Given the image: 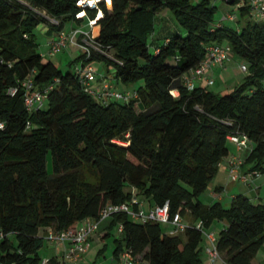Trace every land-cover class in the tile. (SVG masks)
Wrapping results in <instances>:
<instances>
[{
	"label": "trees",
	"instance_id": "trees-1",
	"mask_svg": "<svg viewBox=\"0 0 264 264\" xmlns=\"http://www.w3.org/2000/svg\"><path fill=\"white\" fill-rule=\"evenodd\" d=\"M79 1L0 0V264H64L40 256L42 229L76 228L98 220L107 206L140 196L156 207L168 203L171 217L190 214L203 229L225 221L217 241L225 264H256L264 245V204L240 194L229 208L208 206L200 196L229 156L230 136H246L252 149L244 165L264 170V20L250 6L237 7L241 0H224L239 11L230 22L240 27L215 20L214 0H100L77 19L84 9ZM165 8L185 32L151 52L154 18ZM99 12L92 35L100 50L74 63H101L123 85H137L116 90L130 94L127 101L90 95L76 66L64 73L45 60L36 41L35 29L47 19L53 20L49 33L57 34L96 20ZM224 43L247 66L245 80L225 93L196 81L189 88L185 79L206 59L207 47ZM27 80L46 91L44 105L32 113L21 87ZM97 80L106 77L96 72V87ZM133 209L139 211V202ZM108 220L106 237L122 227L118 257L129 252L147 264H203L197 224L172 235L164 224L126 213Z\"/></svg>",
	"mask_w": 264,
	"mask_h": 264
},
{
	"label": "built area",
	"instance_id": "built-area-1",
	"mask_svg": "<svg viewBox=\"0 0 264 264\" xmlns=\"http://www.w3.org/2000/svg\"><path fill=\"white\" fill-rule=\"evenodd\" d=\"M99 1V0H98ZM97 2L93 5L91 2L86 0H80L79 5L84 9L82 12L76 15L77 19L86 18L85 8L96 9ZM250 6L252 9V14L256 17L264 20V0H241L239 1L237 7ZM102 13L99 12L98 15ZM96 20L88 19L87 26L72 27L69 30H62L57 33L53 38H51L48 45V54L53 57L64 52L66 49L72 47L78 49L84 55H89L91 49L100 50V45L94 40L92 35V27L96 23ZM229 21H235L236 17L233 14H228L225 18ZM207 57L202 62V64L191 71L190 75L185 79V82L189 88H193L195 81L203 79L207 86L214 84L213 77L209 74L213 72L216 67H222L232 55V51L228 46H222L217 44H212L207 47ZM76 73L82 82L85 91L94 97L99 99H120L127 101L131 98L130 94H122L117 92L111 84L105 80L99 86H95L93 81L96 79V70L91 64H81L75 67ZM242 72H248V68L245 64L241 65ZM21 87L25 89V104L28 112L32 113L35 109H38L44 105L46 99V91H36L34 89L33 81L27 80L22 83ZM18 91V88H13L11 94L14 95ZM136 97V96H135ZM134 97V98H135ZM229 141L233 143L238 151L247 148L250 142L246 136H230ZM242 165V160L234 158L230 163L228 168L229 178L233 182L242 180L247 182L245 176H240V169ZM138 204L137 199H133L130 204L121 205H110L107 206L100 214L98 220L86 219L83 220L76 228L64 231L55 232L52 229L48 232L45 239L57 244H63L65 246L64 254L62 260L64 262H79L83 259L85 253L90 247V242L93 237L98 233L101 225L106 220L110 219L113 214L126 213L132 220L142 221V222H158L161 224H168L173 226V230L170 234L176 235L185 231L186 226L182 222V217L180 214H176L171 217L169 212V205L166 203L164 206L155 207L148 213L142 211H135L133 206ZM203 222L200 221L197 224V228L201 229L203 234L208 238L209 245L205 247V253L208 255L211 264H216L222 262L225 264L222 255L217 249L218 238L214 233L205 232L203 229ZM122 231V227H119L118 234ZM125 259L132 260L133 256L129 252L122 254Z\"/></svg>",
	"mask_w": 264,
	"mask_h": 264
},
{
	"label": "crops",
	"instance_id": "crops-1",
	"mask_svg": "<svg viewBox=\"0 0 264 264\" xmlns=\"http://www.w3.org/2000/svg\"><path fill=\"white\" fill-rule=\"evenodd\" d=\"M87 25H88V20H87V23L85 21L82 24V26H87ZM71 26L79 27L78 25L73 23V25L70 24L67 26L68 29H70ZM180 31L181 30L178 29V32ZM153 34H154L153 44L161 43L163 40V37L161 36L162 34H159V36L156 33H153ZM49 35L51 39L56 35V33L55 32L49 33ZM164 38L167 39L169 37H164ZM97 71L99 75L105 76L104 74L105 72H107L111 74L110 76H113V72L108 70L104 66H101L100 69H98ZM213 72H210L211 75ZM113 79H115L114 76H113ZM115 81H117L116 84L114 81H112L114 88L120 87L121 85L124 86V88H126V90L124 91H120L117 89L115 90L120 91V92L131 91V89H129V87L131 86L123 85L120 83V81L116 79ZM202 82L206 83L203 79H200L196 81V85L203 86ZM96 84L97 85L101 84V81L97 80ZM223 92H225V90H223L221 93ZM231 144L232 145L229 144L230 146L229 156L221 163L217 176L210 183L207 190L200 196V201L204 205H208V206L213 205L215 203H221L223 207L229 208L232 199L235 196L241 194V195H245L246 197H248L254 204H264V170L263 171L252 170L251 166L244 165L245 159L247 158L245 157V151L247 148H249L251 152V149H252L251 144L247 148L241 151H238L236 146L233 143ZM234 158L242 160L240 176L241 177L245 176L248 180L247 182H243L242 180H239L237 182L230 181L228 168ZM143 201L144 202L140 201V198H138L139 211L148 213L156 207V205L152 201H149V200H143ZM147 203H148V206H147ZM199 221L198 220L195 221L190 214H187L185 217H182V222L186 227L191 226V225H196L198 224ZM108 224H109V220H106L105 222L102 223L100 230L91 240L90 247L85 253L83 259H81L79 262H76V263L73 262V263L74 264H147V262L143 260L142 256H136V257H133L132 260H130V259H125L122 255H120L119 257L115 255V247H116L115 239L117 235L106 237ZM164 226H165V230L170 234L171 231L173 230V226L168 225V224H164ZM226 227H227V223L225 221L214 220L209 225V227L204 228V231L207 233L208 232L214 233L215 236L219 238L220 232L224 230ZM42 230H44L45 235H47L48 232L51 230V228L42 229ZM111 234H113V231L111 232ZM179 234H182V232ZM40 235H41V231H40ZM203 237H204V240L202 243V246L204 247L203 264H211L208 255L205 253V247L208 246L210 243H209L208 238L204 234H203ZM94 241H96L100 246H99L98 251L97 252L95 251L93 254L90 251V249ZM52 244L53 245H51V247L53 248L51 249L52 252H51L49 259L55 258L58 261L62 262V256L64 254L65 246L63 244H57V243H52ZM111 248L113 249V256L107 257V252H109ZM87 253H89V255L86 256ZM91 257H93L94 261H91L89 259ZM102 258H104V260H102ZM254 262L256 264H264V245L260 249L259 253L257 254ZM64 264H66V262ZM216 264H223V263L218 262Z\"/></svg>",
	"mask_w": 264,
	"mask_h": 264
},
{
	"label": "rangeland",
	"instance_id": "rangeland-1",
	"mask_svg": "<svg viewBox=\"0 0 264 264\" xmlns=\"http://www.w3.org/2000/svg\"><path fill=\"white\" fill-rule=\"evenodd\" d=\"M196 2V0H191ZM213 5L216 7V12H215V20L216 21H225L226 24H230L232 26H239L242 24L241 22H230L228 20H226L225 16H228V14H236V18L239 17V11H236L234 9L233 6L228 5L224 0H214ZM46 18H50L46 15ZM253 19H258V18H253ZM53 22V20H52ZM52 22L50 20L47 19V24L50 26L52 24ZM154 23H155V29H154V33L158 34H162L161 36L163 37L164 41L166 38L164 37H170L171 35H175L176 33H183L185 32L183 30V28L180 26L178 20L176 19L174 13L170 10V9H162L160 12H158L155 15L154 18ZM47 24L41 23L36 29H35V36H36V41L39 44V50L42 54L45 55V60H51L61 71H63L64 73L68 72L69 70H72L76 64L74 63L75 60H77V58L82 54V52L78 49L75 48H68L66 49L64 52L58 54L57 56H53L51 57L47 52H48V41L50 39V35H49V26ZM178 29H180L181 31L178 32ZM154 38V34H152L151 36H149L148 39V45L150 47V51L154 52L155 47H157L158 44H153V39ZM156 40V39H155ZM223 46H227L226 43L223 44ZM244 64V62L234 56L231 55L229 57V59L226 61V63L224 64V66L222 67H216L214 72L210 73V75L213 77L214 79V84L211 86H207L206 83H203L204 87H207L209 89V91L214 92V93H221L223 90H225V92H229L232 91L236 86L240 85L246 78L247 76V72H242L241 70V65ZM93 66L96 70V72H98L97 70L100 69V67L102 66L101 63L98 62H93ZM105 77H106V82H108L109 84H113L112 81L116 82L115 79H113V76H110V73L105 72ZM198 81V80H197ZM97 83V82H95ZM122 84V83H121ZM135 87H137V85L135 86H131L129 87V89L133 90ZM115 89L120 90V91H124L126 90V88H124V86H120V87H116ZM224 92V93H225ZM230 145H232L230 143ZM250 153V149L247 148L245 151V157H247ZM48 169L50 172H52V165H51V157L48 156ZM230 179V178H229ZM231 181V180H230ZM233 182V181H231ZM143 200H145L142 196H140V201L144 202ZM148 206V203H147ZM118 231H119V226H115L114 230H113V236L114 235H118ZM41 236L46 237L44 230H41ZM113 240V239H112ZM112 244V243H111ZM51 245H53L52 243H50V241L45 240V246L44 248L40 251V256L42 257V259L45 261L47 259L50 258L51 252H52V248ZM99 244L94 241L90 251L94 254V252L98 251L99 249ZM88 251V252H90ZM89 255V253L86 254V256ZM113 256V249L111 248L109 250V252H107V257H112ZM94 257V256H93ZM93 257L89 258L91 261H94ZM102 260H104V258H102ZM66 264H74L73 262L70 261H66Z\"/></svg>",
	"mask_w": 264,
	"mask_h": 264
},
{
	"label": "bare ground",
	"instance_id": "bare-ground-1",
	"mask_svg": "<svg viewBox=\"0 0 264 264\" xmlns=\"http://www.w3.org/2000/svg\"><path fill=\"white\" fill-rule=\"evenodd\" d=\"M86 1L91 2V4L93 5V4H94L95 2H97L98 0H86ZM99 1H100V0H99ZM98 16H99L98 18H101V17H102V13H100Z\"/></svg>",
	"mask_w": 264,
	"mask_h": 264
},
{
	"label": "water",
	"instance_id": "water-1",
	"mask_svg": "<svg viewBox=\"0 0 264 264\" xmlns=\"http://www.w3.org/2000/svg\"><path fill=\"white\" fill-rule=\"evenodd\" d=\"M227 3L228 4H232L233 3V0H227Z\"/></svg>",
	"mask_w": 264,
	"mask_h": 264
}]
</instances>
